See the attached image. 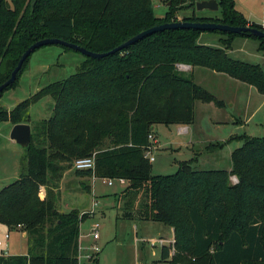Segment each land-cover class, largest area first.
Listing matches in <instances>:
<instances>
[{
  "label": "trees",
  "instance_id": "obj_1",
  "mask_svg": "<svg viewBox=\"0 0 264 264\" xmlns=\"http://www.w3.org/2000/svg\"><path fill=\"white\" fill-rule=\"evenodd\" d=\"M159 1L167 7L162 17L155 16L153 0H0V85L24 51L46 38L105 53L144 30L178 21L184 10L192 14L182 21L264 31L235 10L234 0H215L220 17L195 15V4L204 0ZM201 33L165 30L103 59L85 57L70 77L12 110L0 107V124H29L31 106L52 100V115L32 123L19 177L0 189V226L7 232L20 226L29 241L26 254L1 253L0 264H79L80 224L87 217L76 209L61 211L58 190L73 162L85 158L94 168L74 170L75 177L126 181L115 194L121 219L173 229L160 264H264V138L232 137L242 145L231 154L230 171H196L184 162L172 175L154 176L145 157L156 125H192L197 101L224 105L192 74H179L177 64L224 74L264 95L263 65L228 54L236 37L257 40L259 50L264 39L215 31L220 48L200 44ZM28 59L5 91L16 86ZM215 146L209 150L223 144ZM92 261L98 264L97 256Z\"/></svg>",
  "mask_w": 264,
  "mask_h": 264
},
{
  "label": "rangeland",
  "instance_id": "obj_2",
  "mask_svg": "<svg viewBox=\"0 0 264 264\" xmlns=\"http://www.w3.org/2000/svg\"><path fill=\"white\" fill-rule=\"evenodd\" d=\"M234 8L247 21L249 18L256 25H261L264 20V0H234ZM166 10L167 7L163 2L153 0L155 16H164ZM191 14L192 10L180 11L177 14V20L182 21L184 17H190ZM195 15L197 17H220V11H195ZM221 39L218 33L202 32L198 42L221 48ZM231 51L233 52L231 53L232 58L253 64L262 65L264 63V50H259V42L253 38H234L231 42ZM84 59L85 56L82 54L60 45H48L37 49L29 57L27 67L21 73L16 86L2 94L0 107L8 111L12 110L18 103L28 99L39 89L70 77ZM176 70L179 74L188 76L190 66L177 64ZM198 70L202 72L197 73L195 84L211 93L217 100L222 101L224 108L219 110L211 104L195 102L194 121L188 134L180 133L177 125H156L153 135L157 144L153 145L154 161L151 162V172L154 176L172 175L177 172L179 164L184 162H190L191 168L196 171H230L231 154L242 145L241 141L231 139L232 137L246 134L251 137L264 138V95L257 91L252 93L249 86L242 83H239V92L233 91L222 79L216 80L204 74L210 71L203 68H198ZM213 74L211 72L210 75ZM221 77L226 78V76ZM221 98L223 100H220ZM51 115L52 100L50 98L40 100L29 110L31 126L32 123L47 119ZM232 118H235L236 124H232ZM206 140L213 141L208 149L217 147L215 146L217 143L223 146L219 152L217 150L206 151V143H204ZM24 154V148L11 140L8 130L0 124V189L19 177L21 159ZM70 170L71 172L75 170L73 164ZM99 180L96 182L94 193L89 197L85 193H79L80 199L83 200L82 204L73 203L65 208L64 202L59 201L61 211L69 212L74 208L82 215L91 210L90 197L92 195L97 197L95 200L98 206L95 208L94 215L86 214V220L80 224L79 264H92L93 258L89 260L86 256L91 253L90 248L94 244L99 249L93 255V257L97 256L98 264H160V250L166 244L164 242L152 244L151 238L158 239L157 233L161 234L164 231L167 232L162 233L161 236H171L168 232L169 228L155 222L121 219V205L118 204L115 194H118L124 186L117 183L107 186L104 180ZM230 181L234 184L237 180L233 176ZM81 183L84 182L80 181ZM66 186L69 191L82 189L81 185L77 187L72 180ZM41 192L44 194L43 189ZM68 197L71 200L72 196L68 195ZM88 203L89 206H87ZM94 223L100 226L99 239L96 241H93L90 236ZM18 231H9L7 249H10L11 254L24 255L27 252L29 241L23 238ZM5 232L6 230L0 226V241L4 239ZM172 254L173 249H171V256Z\"/></svg>",
  "mask_w": 264,
  "mask_h": 264
},
{
  "label": "water",
  "instance_id": "obj_3",
  "mask_svg": "<svg viewBox=\"0 0 264 264\" xmlns=\"http://www.w3.org/2000/svg\"><path fill=\"white\" fill-rule=\"evenodd\" d=\"M205 10L216 12L219 10V6L215 0H204V1H199L195 4V11L201 12ZM177 29H187V30L192 29L201 32L218 31L225 34H235V35L249 34L258 39H264V31L256 28L234 27V26L224 25L220 23H213V22H187V21H176L172 23H165L149 28L147 30L140 32L139 34L128 39L121 45L105 53H93L91 51L84 49L83 47L65 42L60 39L46 38L33 43L24 51V53L21 55L20 59L18 60L15 68L11 72L10 77L0 85V93L4 92L6 88L11 86L16 81L17 75L19 74L25 61L31 56V54L34 51H36L41 47L48 45H60L65 48L76 51L87 58L100 60L107 56L114 55L120 52L121 50L134 45L135 43L142 40L146 36L152 35L156 32H162L165 30H177ZM30 137H31V128L28 124H17L14 125L11 129L10 139L15 141L22 148L28 147L30 143Z\"/></svg>",
  "mask_w": 264,
  "mask_h": 264
},
{
  "label": "crops",
  "instance_id": "obj_4",
  "mask_svg": "<svg viewBox=\"0 0 264 264\" xmlns=\"http://www.w3.org/2000/svg\"><path fill=\"white\" fill-rule=\"evenodd\" d=\"M248 20H249V22L250 23H254V22H251V20L248 18ZM258 26H261L262 28L264 27V20L262 21V23H261V25L260 24H258ZM247 39V38H246ZM202 44V43H201ZM231 53H233L232 51H231V49L230 50H228V54L231 56ZM234 59H236V58H234ZM262 65H264V63L262 64ZM205 70H207V69H205ZM208 71H210V70H208ZM207 71V72H208ZM201 72L202 71H199L198 70V68H191L190 67V70H189V74H192V76H193V79H194V82H195V80H196V76H197V73H199V74H201ZM211 72L212 71H210V73H204V74H206L207 76H209V77H213V78H216V80H219V78L220 79H222L223 81H225L226 82V86H228V87H230L233 91L235 90V91H238L239 92V89H240V85H239V83H241V82H239V81H237V80H234V79H232V78H229L228 76H226V75H224V74H220V73H216V72H212V73H214L213 75H210L211 74ZM203 74V73H202ZM216 74V75H215ZM218 76V77H217ZM221 76H226V78H229V79H226L225 77H221ZM232 80V81H231ZM231 82H235V83H231ZM196 83V82H195ZM243 84V83H242ZM202 86V85H201ZM203 87H205V86H203ZM206 88V87H205ZM207 89V88H206ZM249 90L253 93V92H255L256 90L253 88V87H251V86H249ZM208 91H209V89H208ZM215 97V96H214ZM220 100H223L222 98L220 99ZM198 102V101H197ZM196 102V103H197ZM209 104H211V105H213L214 107H216L214 104H212V103H209ZM207 105V104H206ZM232 106V105H231ZM217 108V107H216ZM222 108H224V107H222ZM222 108H218L219 110L220 109H222ZM236 120H235V118L233 119L232 118V124H236V122H235ZM31 123V122H30ZM30 123L28 124L29 126H30V128H31V125H30ZM1 124H3V126H5V128L8 130V132L10 133L11 132V129H12V127L14 126V125H12L10 122H3V123H1ZM216 124H219L218 122H216ZM2 126V125H1ZM178 126V131L181 133V132H183V133H189L190 131H191V128L192 127H190V126H192V125H190V126H183V125H177ZM155 128V127H154ZM155 130V129H154ZM153 137H154V135H153ZM154 139H155V137H154ZM211 142H213V141H211V140H209V141H205L204 143H206L205 145V150L206 151H209V149H208V146L211 144ZM157 144V142H156V140H155V144L154 145H156ZM217 151L219 152L220 151V149L218 150L217 149ZM152 156H153V151H152V154H151ZM153 158H154V156H153ZM70 180H72L76 185H77V187H78V185H81V190L80 191H75V190H71V191H69L68 189H67V186H66V184L70 181ZM100 180H102V179H100ZM99 180V181H100ZM80 181L81 182H84V183H81L80 184ZM98 181V179H80V178H77V177H75L74 176V171L73 172H71V170H69V171H67V172H65L64 174H63V177H62V179H61V181H60V183H59V194H60V201L61 202H64V204H65V208H67V207H69L71 204H75V203H78V202H82L83 203V200H81L80 199V195H79V193H85V195H88V197L91 195V194H93L94 193V189H95V185H96V182ZM83 184L84 185H86V186H88L89 187V190H90V192L89 193H87L86 192V190H85V188H83L84 186H83ZM79 189V188H78ZM68 195H71L72 196V198H71V200L69 199V197H68ZM97 197L96 196H94V195H92L91 197H90V199H91V202H92V200L93 199H96ZM80 199V200H79ZM68 201V202H67ZM91 202H90V204H91ZM81 203V204H82ZM87 206H89V203L87 204ZM86 206V207H87ZM72 209H74V208H72ZM65 212V211H64ZM16 231H18V230H16ZM163 231V230H162ZM20 234H21V236L23 237V238H26V233H24V232H22V231H18ZM165 232H167V231H164V232H161V234L162 233H165ZM168 232H170V235L171 236H169V237H165V236H161V234H160V232H158L157 233V236H158V239L157 238H151V243L152 244H156V243H158V242H164L166 245H170V243L173 241V239H174V233H173V229L172 228H169V231ZM5 233H7V231L5 232ZM9 233V232H8ZM9 238H10V235H9ZM9 242V241H8ZM166 245H164V246H166ZM8 246V245H7ZM9 247V246H8ZM8 251V253H7V255L6 256H8V255H20V254H11L10 253V249H8L7 250ZM0 253H1V249H0ZM80 256H81V252H80V240H79V258H80Z\"/></svg>",
  "mask_w": 264,
  "mask_h": 264
},
{
  "label": "built area",
  "instance_id": "obj_5",
  "mask_svg": "<svg viewBox=\"0 0 264 264\" xmlns=\"http://www.w3.org/2000/svg\"><path fill=\"white\" fill-rule=\"evenodd\" d=\"M148 140L151 143V146L145 152V157L151 163L154 161V158L151 154L153 151V145L155 144V139H154L153 135H149ZM73 166H74L75 170H86V169L92 170L94 168V162H93L92 158L78 159V160L74 161ZM92 179L95 180L96 178H92ZM102 180H104V182L107 184V186H113L115 183H117L118 185L124 186V187L126 186V181L124 179H102ZM91 203H92L91 210L88 212H84L82 215H86V214H90L91 216L94 215L95 208L98 206V202L95 199H93ZM99 227L100 226L98 223H94L92 228H91L90 236L92 237L93 241H96L99 239ZM18 229H20V226H18ZM8 240H9V233L7 232L4 235V239L2 241H0L1 253L5 256L8 253V251H7L8 250L7 249ZM172 242L170 243L171 245H172ZM90 249H91V253H88L86 256V258L89 260L93 258L94 253H97L99 251L96 244H94Z\"/></svg>",
  "mask_w": 264,
  "mask_h": 264
}]
</instances>
